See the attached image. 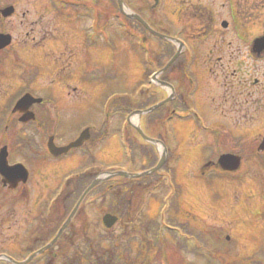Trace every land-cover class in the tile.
<instances>
[{
    "label": "rangeland",
    "instance_id": "1",
    "mask_svg": "<svg viewBox=\"0 0 264 264\" xmlns=\"http://www.w3.org/2000/svg\"><path fill=\"white\" fill-rule=\"evenodd\" d=\"M40 1L42 0H25L20 3L18 11H23L27 14L29 24L26 27L22 26L20 30L19 26H17V29H15L17 32L27 30L30 32V36L38 32L39 27L33 24V21L39 18ZM130 1L132 2L133 0ZM134 1L136 8L145 5L144 10H147V7L150 9V3L154 5L153 0H150V2L148 0ZM189 1L192 3L196 2V0H160L158 7H154V10L151 8V11H155L156 14L151 15L148 11H145L142 15L144 19L151 22L154 26L170 25L168 20L176 21L173 14L177 9V4L186 5L184 2L189 3ZM2 2L8 3L12 2V0H2ZM89 2L93 3V5L89 4L93 11L88 12L86 15H82L85 14L88 7V2L85 1H79L75 5H69L68 8L63 9L61 18L62 28L65 27L68 30L73 28L74 31L70 33L71 40L69 41V46L65 47V45H62L64 42H61L62 44L58 46L61 50L57 51L55 55L51 54V59L59 57L66 62L70 59L72 53H77L78 51L77 61L79 62V66H88L89 71L91 69H102L105 75L109 72L112 77L108 78L103 73H100L101 77L98 81L95 78V81H92L88 87H82V92H72L70 88L59 86L57 82L52 85L53 87H48V84L52 80L54 81L55 76L50 75L47 72V66H45V71L41 72L39 70L37 76L30 83V89L35 94L44 96L49 100L40 107H37L36 104L32 111L35 112L37 117H44L43 114H47L49 126L44 127V129L58 126V130L55 129L59 136L57 140L58 142L62 141V143L73 140L83 127H98L101 124V117L104 115L101 101H103L107 94H124L126 91H131V89L138 87V84L141 82L148 88V83L143 77L144 68L142 62L145 57H148L147 54L151 50L145 49V44L139 38L140 33L138 31L130 33L126 28H123L126 26L123 13L120 14L112 11L110 5L104 0H99V3H95L96 5L92 1ZM63 5L65 4L63 3ZM98 12L99 15L96 16ZM105 24H107V28L105 27L104 33L98 28H101ZM87 29H90V32L93 31L91 34L93 47L92 51L86 54L83 48L78 50L80 44H78V48L73 45H77L78 41L80 43V39ZM214 37L215 34H210V37L200 44H194V48L191 45L184 44L182 41L184 47L188 46V52L184 56L186 58H190L194 54V49L197 51L196 47H199L195 63L190 64V67L195 68L194 71L198 74L188 76L192 80L193 86L197 88V94L196 91L195 93L191 92L192 86L188 82V79L183 77L178 71H173L167 77L170 83L183 96L182 100H185L186 104L189 105L192 115L198 117L199 123H195L194 116H187L188 118L184 117L181 120L174 117L173 121L168 122L166 126L161 124L154 126L149 132L144 125L143 130H146L148 136L153 139L158 138L156 136L161 134L164 144L177 155V160H171L170 165L174 167L176 173L175 183L182 186L181 206L183 212H181V215H184L183 218L188 217L189 220L194 221V224L198 228L208 227L211 230L215 231L216 229L219 231L220 239L215 240L210 238L208 245L214 247V243H225V247L222 250H229L231 254L236 253L239 256H251L257 250L264 256V167L257 158L250 160L247 157L249 150L253 148L257 149L262 141L259 135H264V106H248L246 107L247 114H245L240 112L243 109L240 106L220 105L210 101L208 96L216 97V89L221 83H224L222 79L226 77L219 74L215 75L213 71L215 66L218 67L215 60ZM149 41V46H151L154 55L159 54V44L156 42V39L150 37ZM35 57L47 58L43 55V52L31 50L30 66L35 61ZM45 61H48V59ZM157 77L158 75H154V81L157 80ZM256 77L261 82L264 81L261 76ZM234 78L229 76L228 80ZM142 87L143 85L141 84L140 88ZM158 87L155 86L159 92V102H162L167 98V92H170V90L167 87H160V89ZM19 89L14 87V96L20 92L18 91ZM187 91L189 93L186 97ZM87 93H92L91 97ZM144 93L145 96L136 93L132 98L133 102L141 105V99L143 100L145 97H148L151 92L145 90ZM258 93L259 100H263L264 91ZM5 97L4 92L0 100L3 101ZM258 98L257 94H254L253 99L257 100ZM242 99L240 98L241 101ZM215 100L222 102L223 98ZM139 111L144 112L146 109L137 110L136 113ZM221 115L227 116L229 121L222 118ZM250 116L252 118L248 119ZM114 117L109 129H111V132L118 133L119 126H122V123L119 124V122L123 121V117ZM140 117L143 119V116ZM134 118H136L135 121ZM138 118L137 116L131 117L133 126L137 124ZM5 119L8 121V129L4 130L2 128L4 133L0 132L2 133L0 134V147L4 145V142L9 146L10 143H13L16 139L18 140L17 134L23 129V126L18 124V115H7L0 103V121H4ZM206 129L210 131L215 130L217 132L216 137L214 138L212 136L214 133L210 134ZM218 131L222 134H218ZM218 135H222L219 142H223L224 145H221V147H219L220 144H218L219 146L216 145L217 143L214 145V142L220 137ZM29 136H33L35 141L42 147H45L38 141L39 135L26 134L24 138ZM111 137L112 133H110ZM132 137L134 141H137L134 136ZM46 140L45 138L44 144ZM118 140L117 138H113L114 144L105 146V143L103 145H96L95 141L91 143L90 137L85 142L83 149H86V147L88 149L96 147L93 153L90 150L92 156H88V154L84 155L82 150L73 152L74 156L79 159L84 158L87 162L83 160V163L80 164V160L74 161L73 158L64 163L56 164V166L50 165L52 167H47L46 165L47 169L41 171L44 174H49L58 170V177L54 178V180L57 179L55 184L54 180L53 183L51 180L50 184L52 186L48 188L44 187L43 193L48 198L57 194V186L62 178L71 173L77 174L81 172L85 166L90 167V161L92 162L91 157L95 158V163L91 164L93 165L91 167L95 169L117 170L134 174L145 171L144 169L149 166V163L146 158L142 157L140 149L138 147L134 148V161H130L125 152V147L121 146L120 148ZM208 145H211V147H208ZM229 147L234 150L231 153H235L239 157L240 164L238 169L231 173L216 170L220 174L216 178L214 177L213 184H208L204 178H202L203 180L199 179V174L202 171H206L202 169V164L206 160H209L215 162L219 167L217 160L221 151H223L222 148L227 149ZM262 152H264V147L262 148ZM9 155L11 156L10 164L21 162L27 168H32L27 160H24L18 153L10 151ZM45 162L48 164L50 161L45 160ZM54 166L57 169H54ZM34 172L35 175L38 174V171ZM38 180V176H34L26 185L19 186L16 190L10 191L7 188H0V254L7 253L10 255L9 257L16 261H19L21 258L25 260L30 255L26 252L30 248L29 244L31 241L29 242V237L32 233L37 232L39 228L38 221L28 211L32 210L33 194L38 192L41 194L42 184L37 183L36 181ZM53 184L57 185L55 190ZM159 191V189H155L152 192L160 195ZM45 203L47 204V202ZM101 203L87 205L83 217L77 218L75 216L72 218L70 222L72 233L70 231L67 232L57 243L58 249L54 251L56 256H58L56 262L59 260V255H61L62 251L66 254L76 253L77 250L73 247L80 244L82 240H90L94 244L101 240V235L106 234V229L102 225L101 219L106 210L107 203ZM46 204L44 205L42 202L44 206L43 208L41 207V212H46ZM159 207L160 204L157 199L149 197L147 191L141 190V193H137L134 197L132 210H137L136 212L142 211L149 218H154L158 215ZM11 212L14 213V217L11 216ZM59 212L60 209H56V213ZM8 226L11 227L9 228ZM46 230L49 231L48 227ZM120 230L121 227L116 225L110 231L117 235ZM68 234H72L73 239H68ZM226 234L231 236L229 241L225 240L224 236ZM117 237L120 238V236ZM234 239L237 242H234ZM25 242L27 245L24 246ZM167 246L168 258L173 264H207L205 260L194 253L179 251L171 246V244H167ZM103 247L107 248L108 246L105 244ZM36 257V264H43L41 261L43 256Z\"/></svg>",
    "mask_w": 264,
    "mask_h": 264
},
{
    "label": "flooded vegetation",
    "instance_id": "2",
    "mask_svg": "<svg viewBox=\"0 0 264 264\" xmlns=\"http://www.w3.org/2000/svg\"><path fill=\"white\" fill-rule=\"evenodd\" d=\"M22 1L25 0H12V2L8 3L0 0V11L8 6L14 7V13L10 16H4L0 13V35L10 36V43L7 46H1L0 48V99L4 92L6 95V97L3 98V101L0 100L3 111L10 106L11 103L15 102L22 94L30 90L31 50L41 51L43 52V55L47 57L44 59H36L39 62V70L41 72L45 71L44 67L47 66V72L50 75L55 76L54 81L52 80L51 83H49L50 87H53L52 85L57 82L59 86L70 88L72 92H78L82 90V87H88L92 82L89 81L88 78V73H90L87 68L88 66H79V62L77 61L78 51L77 53H72L70 59L66 62L59 57L51 59V54L55 55L57 51L61 50L58 47L62 44L61 42H64L62 45H65V47L69 46V41L71 40L70 33L74 31L73 28L68 30L65 27L62 28L61 25L63 2L67 4V0L40 1L41 6L39 18L36 21H33V24H36L39 27V30L32 36H30V32L27 30L23 32H17L15 30L17 29V26H19L20 30L22 26L26 27L27 24H29L27 14L23 11H18L19 5ZM184 4L186 5L177 4V9L173 14L176 21L168 20L170 25L163 24L157 27L146 19L144 20L156 32L174 39H179L183 41L184 44L191 45V47H193L194 44H200L202 41L206 40L210 37V34H215V60L217 61L218 67L215 66L213 71L215 75L219 74L226 77L222 79L224 83H221L220 86L217 87L216 97L208 96L210 101L220 105L228 104L229 106H240L243 108L240 112L245 114H247L246 107L248 106H264V99L259 100L258 98V92L264 91V81L261 82L256 77L261 76L264 79V0H196V2H184ZM149 8L150 9L147 7V10L142 8L143 11L141 6L139 7L142 13L148 11L151 15H154V12L151 11V8L154 9V6L150 4ZM216 10H218V12H216ZM142 13H139L141 17H143ZM140 25L143 27L142 24ZM136 29L140 33L139 38L141 41L147 43L146 49L153 51L151 46H149V42L151 41H149V39L150 37H157L153 36V34L145 28V31H143L140 26H137ZM92 32L93 31L90 32V29H87L86 32L83 33L84 35L81 37L80 43L78 41L77 45L74 44L73 46L76 48L80 46L78 50L83 48L86 54L87 52L92 51ZM78 44L80 45L78 46ZM169 48L172 49L173 47L170 46ZM196 48L197 51L194 49V54L190 56V58H187L189 61H195L197 59L199 47ZM181 54L184 57L186 52L182 51ZM184 58L186 59V57ZM47 59L48 61H45ZM32 65L35 64L32 63ZM84 65H86V63H84ZM77 68L79 69L77 70ZM194 69L195 68H187L185 71L177 69V71L182 75L198 74ZM229 76L235 78L228 80ZM14 87L20 88L18 91L22 93H17L14 96ZM254 94H257V100L253 99ZM33 95L38 97L36 94ZM87 95L91 97L92 93H87ZM214 98H223V101L221 102ZM240 98H243L242 101ZM46 101L47 99L44 97L42 103H45ZM221 117L225 119L228 118L227 116L222 115ZM249 118H252V116L248 117V119ZM37 119V123H34L33 125H25L23 127L22 131L17 134V138H19L18 140L16 139L17 141L15 140L13 143H10L9 146L6 144L9 154L10 151L23 154L28 150H33L34 153L32 156L23 158L24 160H27L30 166H32L30 169L27 168L29 171L28 182L32 177L38 176L39 180L36 182L42 184L41 194L39 192L33 194L34 199L32 201V210H28L31 215L33 214V218L38 221V226H40L38 231L32 233L29 237V242L40 237L45 232H51L53 227L57 225L58 218L61 215V201H59V198L57 200V196L55 195L48 198L43 193L44 187L48 188L49 186H52L50 181L52 180L53 183L54 178L58 177V170H55L52 173L50 172L49 174H44L41 170H46L50 165L56 166V164H60L61 162L64 163L73 158L74 161L80 160V164L85 160L84 158L79 159L74 156L73 152H70V155L62 158H47L44 153L45 147H42L37 141H35L33 136L24 138L26 134L34 136L39 135L40 138L38 141L43 146H45L43 143L45 138H48L49 136H53L54 141L58 146L65 145L68 142H58L57 133L55 131L57 126H53L50 129L47 128V131L45 132L43 131L44 126H37L42 120H44L48 127V116H39L36 117V121ZM36 126L40 129L42 135L39 131L34 130ZM7 128L8 125L6 126V129ZM218 134L222 133L218 131ZM260 135L259 137L263 139L264 135ZM218 136L222 138V135ZM97 139L101 141L104 140V138L99 137V135H97ZM112 140L113 138L107 139V141H103L102 143L98 142L96 145H103L105 143V146H109L114 144ZM93 142L94 140H91V143ZM219 144L224 145L223 142H219ZM90 148L91 149L87 148L88 154H90V150L93 152L96 147ZM253 149H250L251 152ZM255 150L258 151L257 149ZM223 151L231 153L234 150L229 147L227 149L223 148ZM45 160L50 162L46 164ZM34 171H38V174L35 175ZM55 182H57V179L54 180V184ZM54 184L53 186L55 187L53 188L55 190L57 185ZM37 200L39 201L37 202ZM42 202L44 205L46 204L45 202L49 203V211L46 216L42 215L43 212H41V208H39ZM56 209H60V212L56 213ZM11 213V216L14 217V213ZM8 227L10 228L11 226ZM47 227L49 231L46 230ZM25 245H27L26 242L24 243V246ZM58 247L59 246L56 245L53 248V251L57 250ZM56 259L57 256L53 253L52 256L49 254L46 257H43L41 261L43 264H45L47 260L49 264H56Z\"/></svg>",
    "mask_w": 264,
    "mask_h": 264
},
{
    "label": "trees",
    "instance_id": "3",
    "mask_svg": "<svg viewBox=\"0 0 264 264\" xmlns=\"http://www.w3.org/2000/svg\"><path fill=\"white\" fill-rule=\"evenodd\" d=\"M91 1L94 2V4L99 3V0ZM104 1L110 5L112 11L119 13L118 2L116 0ZM124 3L131 10L139 13L140 9L135 7L134 0L132 2L130 0H124ZM124 20L126 21L127 27L133 28L134 24H138L135 20L128 19L127 17H125ZM105 27L106 25L97 28L103 32ZM142 29L144 30V28ZM170 56L171 53H161L153 56L152 61L155 63V71L160 70L166 64ZM179 61L180 60L176 61L168 70L162 73L160 79L168 80V74L177 67L183 69L184 66H181ZM143 65L144 68H146L143 77L147 79L149 75H151L152 70L148 69L146 60L144 59ZM38 69L39 68L36 67L30 69L33 70L30 74V82H32L33 78L38 74ZM100 73L102 72L98 70L94 71L93 76H88L89 81L92 79V81H95V78L97 79L96 81H98L101 77ZM105 76L108 78L112 77L109 72ZM139 84L138 87L131 89V91H126L124 94H107L103 101H101L102 112H104L105 116L126 117L134 111L148 109L159 102L158 89L154 86L152 88H146L143 83ZM141 84L144 85L145 88H140ZM145 90L151 92L149 96L145 97L143 100L141 99V105L134 103L132 99L133 96H135L136 93L145 96ZM182 97L183 96L179 93L178 97L171 103H167L143 115V119L141 118L142 127L145 125L146 129L150 132L154 126L160 124L166 126L168 122L172 121L169 118H171L170 116L174 112L179 114L187 113L189 107L182 100ZM11 107L12 103L4 112L7 114ZM43 116H47V114H43ZM43 124H45L44 127L47 126L44 120H42L39 125L42 126ZM5 125V120L0 121V132H2V128L4 129ZM131 129L132 128L128 126L124 138L125 142L128 144V146H126L127 157L130 161H133L134 143L130 137V131L134 132V130ZM144 131L148 135V132L146 130ZM156 137L162 139L160 138L162 137L161 134H158ZM92 140L95 142L98 141L94 138V135ZM253 150L255 153H252L253 155L249 154L247 156L248 159L252 160L253 158H257L264 167V155H260L255 149ZM172 151L173 150L168 149V159L162 168L165 174L163 177L158 176V173L138 179L113 177L95 187L86 196L85 201L91 205L97 204L98 202L105 204L106 202L105 211L117 216V224L121 227V230L117 235L110 231H106L105 235H101V240L94 244L93 241L82 240L75 248L77 250L76 253L66 254L62 251L61 255H59L60 261L58 264H173L168 258L167 244H171V246L179 251L194 253L205 260L207 264H264V257L260 252L254 253L251 257H239L236 253L231 254L229 250H220L210 247L208 245L209 239L213 238L219 240V231L216 229L215 231L211 230V228L208 227L198 228L194 224V221L189 220L188 217L183 218L184 215H181L183 210L180 204L181 187L174 182L175 170L169 165L171 160L175 157L177 158ZM141 153L142 157L148 160V167H153L157 163L158 154L154 147H142ZM23 155L27 156V154ZM91 158L92 163H95V158ZM97 174H99V169L93 171L87 170V172L79 176H71L66 181V184L60 188L61 190L58 195V198L62 201V211L58 218L57 225L53 227L51 232H45L40 237L32 240L29 244L30 248L26 251L28 254L34 253L52 239L60 225L64 223L81 193ZM208 184H212V176L208 177ZM153 186H159L161 190L165 191V194H161V196L151 194L150 192ZM141 190L147 191L149 197L159 200L160 207L157 218H149L144 215L142 211L136 212L137 210H132L134 197L137 193L140 194ZM87 203L81 205L76 214L77 218L84 216ZM64 236L65 235H63V237ZM117 236H120V238ZM123 237L125 238L124 240ZM68 239L71 238L69 237ZM105 244H107V248L103 247ZM49 254H52V252H47L43 256L46 257ZM0 264L10 263L0 260ZM29 264H36V260ZM45 264H49L48 260Z\"/></svg>",
    "mask_w": 264,
    "mask_h": 264
},
{
    "label": "water",
    "instance_id": "4",
    "mask_svg": "<svg viewBox=\"0 0 264 264\" xmlns=\"http://www.w3.org/2000/svg\"><path fill=\"white\" fill-rule=\"evenodd\" d=\"M157 1V0H155ZM118 2V6L120 11L125 14L126 16H128L131 19H135L140 21L147 29L150 30L149 26L136 14H128L125 12V5L123 3L122 0H117ZM4 16H10L13 13V7H8L6 9H4L1 12ZM150 32L152 34H154L157 37L160 38H165L164 36L155 33L154 31L150 30ZM167 39V38H166ZM169 40V39H167ZM10 42V37L9 36H2L0 35V44H2V46L8 45ZM178 56V53H176L174 55V57L166 64V66L159 71L157 74L158 75L162 72H164L169 66L170 64L175 60V58ZM161 86H168L171 91L172 94L167 97L165 100H163L162 102L158 103L157 105L147 109L146 111H139L136 114L138 115V117L140 118V116H142L143 114L149 113L155 109H157L158 107L162 106L163 104L171 101L174 97V90L173 87L168 85L167 83L164 82H159ZM41 99H35L33 98L30 94H26L25 96H23L14 106V111H18L19 113L22 114V117L20 118L21 122H29L31 120L34 119V114L29 110V108L36 103H41ZM139 118H138V123L135 126V129L137 130V132L141 135V137H143L146 141L156 145L159 142L158 141H154L151 140L149 138H146L145 135L143 134L141 128L139 127ZM89 138V134H88V129H85L80 137L73 143L69 144L68 146H64V147H56L53 143V138H50L47 144L48 150L49 152L53 155V156H60L62 154H66L70 149L72 148H77L80 147L83 144V141L87 140ZM263 146H264V142H263ZM166 148L165 146H163V152L162 154H160V159L157 163V165L151 169L148 172L145 173H141V174H129V173H125V172H115V173H111L109 174V176H122L125 178H138L140 176H146L149 173L155 172L157 171L159 168H161V166L163 165V163L166 160ZM240 160L238 157L233 156V155H221L218 163L221 166V168L225 171H234L238 168ZM0 175L3 178L1 180V183L3 186H9V188L13 189L15 187H17L19 182H26L27 181V173L24 169L23 166L21 165H15V166H8L7 164V151L6 148H2L0 149ZM106 179L103 177H97L88 187L87 189L82 193V195L80 196L77 204L75 205L74 209L72 210L71 214L69 215L68 219L64 222V224L62 225V227L60 228V230L58 231V233L56 234L55 238L45 247H43L42 249H40L39 251H37L36 253L32 254L30 257H28L25 261L22 262H16L14 260H11L5 256H0V259L6 260L12 264H28L35 256L41 254L42 252H44L45 250H47L48 248H50L54 242L59 238V236L62 234V232L65 230V228L68 226L71 218L74 216V214L76 213L80 203L82 202V200L84 199L85 195L92 190L95 186H97L98 184H100L102 181H104ZM116 217L110 215V214H106L103 217V223L105 224V226L107 228H111L115 222H116Z\"/></svg>",
    "mask_w": 264,
    "mask_h": 264
},
{
    "label": "bare ground",
    "instance_id": "5",
    "mask_svg": "<svg viewBox=\"0 0 264 264\" xmlns=\"http://www.w3.org/2000/svg\"><path fill=\"white\" fill-rule=\"evenodd\" d=\"M197 92H198V91L196 90V93H197ZM167 95L170 96V95H171L170 92H167ZM135 119H136V118H134V121H135Z\"/></svg>",
    "mask_w": 264,
    "mask_h": 264
}]
</instances>
